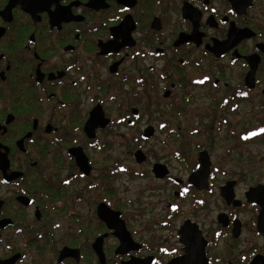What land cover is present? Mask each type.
Masks as SVG:
<instances>
[{
	"label": "flooded vegetation",
	"instance_id": "af4514ba",
	"mask_svg": "<svg viewBox=\"0 0 264 264\" xmlns=\"http://www.w3.org/2000/svg\"><path fill=\"white\" fill-rule=\"evenodd\" d=\"M195 71L204 72L198 84ZM194 87L208 90L226 128L250 106L255 126L239 134L264 135V0H0V264H264V182L238 195L240 174L226 178L217 187L225 209L207 228L197 212L217 170L210 164L205 188L190 181L199 153L209 156H186L194 133L177 125L167 134L185 178L151 165L177 202L160 199L159 209L118 192L121 172L136 176L130 167H98L94 157L110 159L111 138L137 122L149 89L179 117ZM155 131L147 125L141 137ZM135 152L137 164L148 161ZM246 226L256 242L240 246Z\"/></svg>",
	"mask_w": 264,
	"mask_h": 264
},
{
	"label": "rangeland",
	"instance_id": "374dc122",
	"mask_svg": "<svg viewBox=\"0 0 264 264\" xmlns=\"http://www.w3.org/2000/svg\"><path fill=\"white\" fill-rule=\"evenodd\" d=\"M198 55L200 54L197 53ZM147 63L151 64L152 60L148 59ZM203 65L205 66L202 62ZM192 74L195 77V84L200 83V79L204 77L203 71H195ZM191 90L194 93V98L187 107L188 112L184 116L176 117L171 115L168 107L169 101L164 100L161 93L156 94L159 96L156 100L149 89L143 98V107L139 108V113L136 116L137 122L129 128L122 125L117 130L116 136L111 138L110 159H105L102 154H96L94 157L97 159L98 167L110 166L115 161L117 169L130 167L132 174L135 173L136 176H130V174L128 176L121 172L116 180L118 192L126 197L139 195L146 206L153 210L154 208L159 209L163 205L157 203L160 199L164 203L177 202L172 194V186L167 181H157L153 178L150 173L151 165L154 161L167 163L172 176L185 178L188 174L187 166L182 160L181 162L176 161L172 156L177 147V140L167 134L177 125L194 133L189 139L190 151L186 153V156L192 160L198 150L205 149L209 153L212 168L217 170L215 188L205 196L209 203L197 212V215L202 218L201 220H204L205 226L212 229L216 227L215 216L225 209L223 202L218 199L217 187L219 184L223 183L226 178L232 177L233 174H240L241 182L236 188V193L240 195L247 186L257 181L264 182V135L247 141L239 134L242 130L255 126V123L250 119L252 112L250 106L241 107L242 113L238 111L235 117L228 115L226 120L230 126L226 128V125L222 123L219 108L208 98V90L198 87L191 88ZM191 90L189 89V91ZM110 109L118 120L117 108L111 107ZM214 109H216V115L212 113L215 112ZM261 112L259 113L260 124H264V119L262 120L264 113ZM164 124L165 126L161 129L160 126ZM147 125L156 127V134L152 138L143 140L141 134ZM138 148L150 155L148 161L140 165L133 158V153ZM141 173L144 175L142 176ZM191 203V199L186 200L183 205L185 211L193 210ZM251 216L252 213L249 211L242 213L245 221L249 220ZM246 228L237 243L240 246H243L248 239L255 241L252 231H249L247 226Z\"/></svg>",
	"mask_w": 264,
	"mask_h": 264
},
{
	"label": "water",
	"instance_id": "95a60500",
	"mask_svg": "<svg viewBox=\"0 0 264 264\" xmlns=\"http://www.w3.org/2000/svg\"><path fill=\"white\" fill-rule=\"evenodd\" d=\"M133 112L135 113V110H133ZM99 113H100V115H102L101 111H99ZM97 115H98V112L96 110H94L93 113L91 114V119L93 120V123L103 125L105 123V121L102 118L97 119ZM91 124H92V121H91ZM151 133H152V129H151V127H149L145 130L144 136H149V135H151ZM134 157L138 162H141L144 160V155H143V152L141 150H137L134 154ZM198 160L200 163V168L195 173V175L194 174L191 175L190 181L192 183H194L197 188L202 189V188H205L207 186L206 185V179H207V175L209 172V166L211 164V161H210L209 156L207 155V153L205 151L199 153ZM154 172L156 173L157 176L158 175L162 176L163 174H165V170H163V167L159 166V165H155ZM228 184H229V187H230V185L232 187L233 183L229 182ZM258 189H260V188L255 187V188L250 189V191L254 192ZM224 196L228 201L229 199H231L233 197V192H229L227 194L225 193ZM259 204L261 206V211H260V215L258 218L259 219L258 225H259V228L261 230H263L262 224L264 223V200L262 202H260Z\"/></svg>",
	"mask_w": 264,
	"mask_h": 264
},
{
	"label": "snow or ice",
	"instance_id": "6c2138e0",
	"mask_svg": "<svg viewBox=\"0 0 264 264\" xmlns=\"http://www.w3.org/2000/svg\"><path fill=\"white\" fill-rule=\"evenodd\" d=\"M262 131H264V130H262Z\"/></svg>",
	"mask_w": 264,
	"mask_h": 264
}]
</instances>
